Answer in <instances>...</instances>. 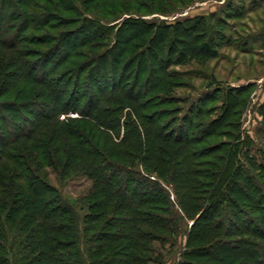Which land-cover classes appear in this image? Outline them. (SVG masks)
<instances>
[{"label": "trees", "instance_id": "1", "mask_svg": "<svg viewBox=\"0 0 264 264\" xmlns=\"http://www.w3.org/2000/svg\"><path fill=\"white\" fill-rule=\"evenodd\" d=\"M241 5L225 16L242 18ZM141 7L0 0V264H150L151 243H176L185 220L177 264H264V153L241 122L225 124L256 86L204 87L170 132L176 45L219 54L206 16L109 25ZM217 101L205 120L197 104ZM257 113L264 130V101ZM76 176L91 185L71 202L54 182Z\"/></svg>", "mask_w": 264, "mask_h": 264}, {"label": "rangeland", "instance_id": "2", "mask_svg": "<svg viewBox=\"0 0 264 264\" xmlns=\"http://www.w3.org/2000/svg\"><path fill=\"white\" fill-rule=\"evenodd\" d=\"M135 1L138 4L139 2H145L146 7H141L142 9L139 12L133 8L131 12L124 14L117 22L109 25L120 22L123 18L129 17L131 13L135 19L141 18L143 21L152 23H176L196 16H206L209 19L207 21L209 34L205 40H211V44L219 54L216 59L193 56L188 54L186 44L176 45V50L179 54L176 52L173 54L171 60L173 65L167 68V72L173 73L171 81L175 84V87L170 94L175 102L170 107L164 108V110H169L167 111L169 114L162 113L164 119L161 122L165 123L167 127H169L171 122H174L172 131L176 132L177 125L182 123V117L185 114L190 115L189 112L193 113L196 111L197 107L192 109L191 106L196 104V99L199 94H202V89L206 86L212 87L213 90L218 88L223 90L230 87H238L242 84H255L254 93L250 96L245 107H243L241 119L238 116L229 118L225 121L227 122L225 124L231 121L241 122L242 130L254 140L255 149L263 150L264 153V130L259 124L260 116L257 113L258 106L264 101V0H243L245 7L241 5L240 0ZM237 2L245 9L243 17L238 19L227 18L225 15L228 9V11L237 12ZM90 14L93 15L92 13ZM93 16L101 19L102 15ZM213 17L215 19L220 18L221 22L218 24L216 20L211 19ZM189 41L188 39L187 42ZM106 45L108 44L106 43ZM27 47L41 50L45 48V46L36 47L28 44ZM97 51H99V48ZM166 64L168 66V63ZM61 70H63V67L57 72L60 73ZM144 77H142L143 80ZM129 85H132V82ZM219 104L220 102L217 101L209 103L206 107L200 106V104H197V106H199L200 110L210 108V115L205 118V120H209L220 115L221 111L217 110L218 106H220ZM76 116L72 115L71 117ZM63 119L64 117L62 116L61 120ZM220 130L229 131L230 129L222 127ZM169 131L171 132L170 127ZM122 134L123 129L120 128V135ZM200 146L202 145H197L196 149ZM54 184L60 189L62 195L71 202H77L86 194L91 185L90 181L83 176L73 177L60 185L55 182ZM173 198L171 194V199ZM191 224V220H185L184 225L182 224L178 228H182L183 233H185L190 229ZM183 233L181 231L179 238L177 237V242L171 245L160 242L151 243L150 246L153 249V253H145V255L153 257V262L150 264H177L181 260L182 247L186 238ZM172 240H176V237Z\"/></svg>", "mask_w": 264, "mask_h": 264}]
</instances>
